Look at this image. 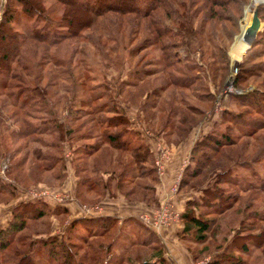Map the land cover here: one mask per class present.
<instances>
[{
    "label": "trees",
    "instance_id": "obj_1",
    "mask_svg": "<svg viewBox=\"0 0 264 264\" xmlns=\"http://www.w3.org/2000/svg\"><path fill=\"white\" fill-rule=\"evenodd\" d=\"M53 1L57 5L49 7L44 6L42 0H5L1 7L0 88L6 87L7 80H16L23 85L28 82L30 85V89H25L26 94L22 91L12 94L8 92L7 96H14V110L4 116L5 129L9 130L11 139L26 142L23 149L31 142L39 144L32 150L28 148L18 164L23 163L28 154L45 162L43 168L47 171L62 162V156L55 158L41 154L40 150L41 147L59 149L54 142L39 138L40 135H51V130H56L59 134L57 142L64 140L67 144H74L68 145V148L72 155L71 162L76 163L73 165V197L76 202H82L81 196L85 191H91L99 198L110 192V197L120 194L127 201L156 207L158 200L155 185L159 178L152 163V151L147 143L130 144L125 138L131 132L137 134V130L131 128L125 107L118 101H112L106 108L107 102L105 104L101 99L103 96L109 99V90L105 84L102 86L94 80L90 70L82 80L75 76L71 86L65 87L68 94L60 95L66 106L76 104L72 110L62 114L61 122L52 117L42 119L37 126L29 120L32 107L26 105L34 99L43 102L49 96L56 95V90L51 89L55 82L46 64L63 68L65 61L69 62L79 52L78 47L67 43L68 40L80 39L84 29L90 28L98 35L114 27L111 30L115 35L110 41L119 40L126 46L134 42L136 35H141V41L128 51V55H136L147 49L142 57H152L155 53L157 56L149 61L160 65L164 72L156 86L142 93L139 92L141 86L138 83L148 76L144 70L134 81L124 80L115 91V96L119 98L122 94L128 100L127 104H130L132 95L137 98L143 94L136 106L135 118L155 138L164 137L167 143L176 145L196 126L204 112L191 99L179 97L181 93L178 92L188 89L198 102L204 103V95L210 103L212 96L206 89L208 86L205 79H211L216 86L215 77L218 73L214 72L218 69L223 72L225 68L222 65L225 62L217 60V68H211L216 62L212 59L215 47L210 42L207 30L212 26L214 18L225 21L227 25L232 24L235 30L238 6L228 7L233 0ZM227 7L232 13L229 14L227 10L224 15ZM255 9L257 17L264 20V4H257ZM17 12L29 22L27 33L11 29V21ZM55 12H58L57 19L54 18ZM263 39L264 29L256 32L247 53L258 52L253 49ZM26 41L34 42L33 47L27 48L34 55L39 54L40 60L35 64L36 67L27 64L24 59L22 62L16 61L17 69L25 77L23 80L17 76L15 67L10 70L4 62L9 58V52L16 50L15 43L19 46ZM62 41L66 42L63 53L66 60L47 58L45 48L39 49L40 45L50 47ZM260 51V54H264V49ZM142 57L138 58L137 63ZM37 66L41 68L39 71L34 70ZM135 73H130L134 75L132 78L137 75ZM261 75H264V62L250 67L244 66L243 61L239 62L232 85L242 88L249 79ZM99 87L104 89L103 93L95 90ZM130 87L137 88L138 93L130 94L127 90ZM165 91L169 93L160 100V104L158 102L159 107L154 108V101ZM21 93H24L21 104L16 106ZM149 98L154 100L148 102ZM232 98L235 99V110H221L212 128L198 134L192 143L189 161L181 173L178 185V191L194 195L184 201L179 212L180 229L176 236L184 241L192 261L209 253L211 258L206 264H251L246 257L253 249H262L264 256V203H258V199H262L259 195L264 199V138L259 133L264 130V80L249 91L232 95ZM155 114L157 121L153 119ZM66 118L69 122H66ZM75 119L81 120L71 126L70 122ZM154 122L160 124H157L156 129L151 127ZM83 127L85 130L81 131ZM22 147L12 150L10 157L13 159ZM102 147L105 149L102 150ZM102 152L107 155L103 156V163L97 162L98 154ZM257 165L261 173L256 170ZM64 174L60 168L59 172L53 174V178L59 183ZM9 188L0 179V192L6 190L10 193ZM240 193H245L244 199ZM67 213L65 206L54 205L49 208L45 201H20L15 204L11 208V218L7 225L0 228V264H40L39 259L44 264H170L163 255L159 238L137 214L123 218L116 214L78 216L69 221L60 235L37 236V240L31 239L28 242L24 251L18 247L23 242L22 235L17 234L25 230L23 220L35 221L47 214L59 216ZM119 220L131 224L135 233L123 250L112 257L111 236L119 229ZM81 227L88 237L78 231ZM13 244L16 246H11ZM190 244L199 245L198 250H193ZM35 245L38 247L36 250L41 249L43 254L42 258L34 260Z\"/></svg>",
    "mask_w": 264,
    "mask_h": 264
},
{
    "label": "rangeland",
    "instance_id": "obj_2",
    "mask_svg": "<svg viewBox=\"0 0 264 264\" xmlns=\"http://www.w3.org/2000/svg\"><path fill=\"white\" fill-rule=\"evenodd\" d=\"M5 0H2V5ZM42 3L44 6H53L57 5L53 0H42ZM235 4V5H234ZM257 4H264V0L261 2H257L255 0H233V3L228 4V7L231 8L233 6H238L239 14L237 18L235 19V30L232 27V24L227 25L225 21H219L214 18L212 20V26L208 28V34L210 36V42L215 47L214 50V61H216L213 65H211L212 69L217 68V60L224 61V68L225 70L222 72L219 69L214 72L218 73L215 77V85L212 84L211 79L208 80V78L205 79V83L208 86L206 89L211 94L212 100L208 104V102L205 100L207 99L206 96L202 95L203 102H198L193 96H195L193 93L191 96L190 91L188 89L182 90L180 96H185L188 99H191V101L194 104H197L200 109H203V115L200 116L196 126L186 134V136L181 140V144L179 146H175V148H172L170 146V143H167L164 139V137H157L155 138L153 135H151L150 131H147V129H143L141 123L135 118L136 109L138 106V102L142 100V95L131 96L130 98V104H127L128 100H125L120 94L119 98L115 96V91L119 89L122 82L124 80H130L134 81L136 78L141 76L142 71H147L148 76L144 77V79L140 80V83H138L139 86V92H144L152 89L154 85L159 83V80L162 79L164 72L161 70V66L158 65L155 62L149 61V59H153V57L157 56L155 53L152 57L149 55H146L144 57L143 53L147 51V49L144 51H141V53H137L136 55L130 54L128 55V51L135 48V45L141 41V35H136L134 42L132 44H126V46L122 45V41H110L113 39L115 33L112 31L111 28L108 32H102V34L94 33L91 31V29H84L81 31L82 36L80 39L76 40H68L67 43H70L72 46L78 47L79 52L76 53L74 56H72L71 60L69 62H66V65L62 67H53V65L47 63L46 67L49 70V75L52 78V80L55 82L53 87L51 89L56 90V95H51L47 99H44L43 102L39 99H34L32 101H29V103L26 105V107H32L30 112L29 120L36 124L37 126L41 124V120L44 119H50L52 117H55L57 121H62V114L67 110H72V108L76 105L66 106L64 103V98H61L60 95H67L68 93L65 91L66 86H71L72 79H75V76L79 77L80 80H82L86 74L88 73V70L93 74V78L95 81L100 82L99 84L102 86H105L109 90V99L108 97L103 96L101 101H104L106 108L107 106L111 105L112 101L117 102L119 104H122L125 107L126 114L129 117V120L131 121V128L137 130L139 134H133L132 132L125 135V138H127L130 142V144H136V143H143L150 141L151 143H154L155 150L152 153V163L153 158L156 154V146L161 145L164 148L169 151L168 158L173 157L172 151L175 149H180L181 156L183 154H186L187 148L190 146L192 141L196 139L198 134L201 132H205L212 128L214 122L217 120L219 112L223 109L225 110H235V99L232 98V95L244 93L246 91H249L250 89L254 88V85H259L264 80V75H261L257 78H251L250 81L242 88H237L232 85L233 76L235 73H233V61L231 57V52L233 47L235 46L238 37L242 34L243 28H249L251 26V11L253 8L256 7ZM1 5V7H2ZM227 7L226 11H224V15L226 14L227 10L228 13H232L231 10ZM1 12V9H0ZM54 18L57 19L58 12L54 13ZM220 14V15H223ZM11 21L12 28L16 29L17 31H21L23 33L28 32V26L29 22H27L22 14L20 12H17ZM259 19V18H258ZM167 20H165V23ZM260 25L259 30L264 29V20L259 19ZM258 30V31H259ZM108 36L111 38H108ZM237 38V39H236ZM10 43L8 40L6 41ZM65 41H62L60 44H56L53 46H45L40 45L39 49L45 48L44 52L47 55V58H52L53 60H66L67 57L63 56L64 48H65ZM34 42L32 41H26L23 42L18 46V44L15 43L14 48H16L15 51L9 52V58L5 60V64L9 66V69L15 67L17 76L19 78H22L25 80V77L23 73L17 69L16 67V61L22 62V59L24 61H27V64L34 65L39 62V54L34 55V52L29 51V47H33ZM28 47V48H27ZM249 46H247L245 49L241 51V53L236 57L237 61V67L239 62L243 61V65L246 67H250L255 64H261L264 62V54H260V50L264 49V39L260 44L257 45L256 49L258 52L251 51V53L248 52ZM149 50V49H148ZM18 53V54H17ZM158 54V53H157ZM142 57L141 60H139V63H137L138 58ZM251 58V59H250ZM216 59V60H215ZM211 61V58L208 59ZM251 60V61H250ZM220 68H223V67ZM36 67V66H35ZM210 68V69H211ZM41 68L37 66V68H34L35 71H39ZM134 71L137 73L135 75V78L133 74ZM1 72V71H0ZM135 73V74H136ZM1 74V73H0ZM41 74V73H40ZM2 75V74H1ZM214 75V74H213ZM5 76V75H4ZM104 78V79H103ZM231 80V81H230ZM230 81V84L226 85L225 82ZM7 85L4 89L0 88V179L1 182H4L7 186H9L10 193H7L6 190H3L0 192V228H4L9 219L11 218V208L17 204L18 202H33L36 200L39 201H45L47 206L51 208L54 205H60L65 206L68 210V213L66 215H51L47 214L46 216L38 219V220H23L25 230L21 231L18 236L22 235L23 242L18 244V247L21 248L23 251L27 248L28 242L32 240H37V236L43 237L46 235H60L63 230H65L66 225L69 223L70 220H72L75 217L78 216H95L98 214H106V213H113L116 214L118 217L123 218L124 215H121V213L125 211L134 210L137 212V215L143 213V212H151L154 209L158 207V204L160 200L162 199V196L166 193L169 187H171L172 183L174 182V179L176 177V174L178 171H180V178L181 173L184 169V167L188 164V158L184 159L178 167L171 168L170 176L167 177L165 180L163 179V172H164V163L162 167V173L160 178L162 180V184L157 186L158 189V195L161 196L160 200L158 201V204L156 207H146L144 204H138L135 203L136 201H127L125 198H123L120 194H117L115 197H110L109 193H105L101 198L97 196V194L93 192H87L85 191L82 193V202H76L73 197V187H74V175H73V165L76 164L74 162H71V153L69 152L68 142L62 140L61 142H57L58 140V132L56 130H51V135L45 134L40 135L39 138L43 141L47 142H54L55 145L59 146V149H47V147H41V154H46L50 156H62V162L57 163L56 166L53 167L52 170H45L43 166L45 165V162H40L37 159H34L32 154H28L26 159L23 161V163L18 164V160H22V158L25 155V152L29 150L34 149L33 147L39 146L38 143L31 142L27 144V148L23 149V145L26 144L25 141H17L16 139H11L9 135V130L5 129V121L4 116L11 112L13 109V97L7 96L9 93L14 92H24L25 89H30V85L28 82H26L25 85L21 83H17L16 80H7L5 82ZM105 84V85H104ZM42 84H40L41 87ZM13 86V87H11ZM17 86V87H15ZM53 89V90H54ZM137 88L130 87L127 90L130 91V94H136ZM95 90L103 93L104 89L99 87ZM178 90V89H177ZM135 91V93H134ZM96 92V91H95ZM133 92V93H131ZM21 93V96L18 100V103H15L16 106H19L21 104V100L23 98V94ZM138 93V92H137ZM167 91L163 92L159 97L158 101H154L156 104L154 108L159 107V104L161 103L163 98L167 96ZM29 95V94H28ZM112 98V99H111ZM109 100V101H108ZM148 102H152L154 99L149 98ZM76 101V99H75ZM190 101V102H191ZM159 102V104H158ZM68 103V99L66 101ZM35 108V109H34ZM153 108V109H154ZM46 111H45V110ZM105 111V108L104 110ZM47 112H49L47 114ZM149 114L146 113V115ZM139 116V115H138ZM140 118V116H139ZM154 120L157 121V115L153 117ZM81 119L78 120H72L70 122V125H76L80 122ZM66 122H69L68 118H66ZM160 122V121H159ZM159 122H154L151 127L152 129L158 128L160 125ZM158 124V126H157ZM17 126V125H16ZM85 130L84 127L81 128V131ZM263 135L264 138V130L259 132ZM161 134V133H160ZM29 137L31 135H28ZM28 138V137H27ZM27 138L25 140H27ZM73 138V136H72ZM173 138V137H171ZM175 139V136L174 138ZM156 144V145H155ZM74 144L70 145L73 146ZM151 145V144H150ZM22 147L19 153L14 155L13 159L10 157V154L12 150H14L16 147ZM105 148L102 147V150ZM107 150V149H106ZM105 150V151H106ZM108 152V151H107ZM171 152V153H170ZM100 153V152H99ZM106 152H102V154H98V158L96 159L97 162L101 161L103 163L104 158L103 156H106ZM94 160V162H96ZM17 164V165H16ZM62 165V166H61ZM106 165V164H104ZM11 166V167H10ZM61 166V167H60ZM154 166V164H153ZM155 167V166H154ZM62 168L65 172L64 177L60 182H56L53 178V174H56V172H59V169ZM118 170V169H116ZM256 170L261 173L260 167L257 165ZM157 173V172H156ZM179 178V181H180ZM252 178V177H251ZM249 180V179H248ZM252 180V179H251ZM260 180V178H259ZM158 181V183H160ZM156 183V185L158 184ZM155 185V186H156ZM179 185V183H178ZM96 188H99L96 186ZM45 191V193H43ZM184 191H178L177 186V192L173 197V204L175 209L180 212L182 205L179 207L178 200L182 199L184 201L183 194ZM54 194L62 196L60 200L54 199L52 196ZM181 194V195H180ZM190 194V193H189ZM241 198L244 199L245 193H240ZM192 197V195H191ZM259 197H262V195H259ZM258 199V203H264V199ZM145 206V207H144ZM143 207V209L141 208ZM128 209V210H127ZM120 218V219H121ZM231 218V217H230ZM121 221V220H119ZM118 223V222H117ZM120 224L119 229L115 230V233L111 236L113 238V249L111 251L112 257L116 256L119 252L123 250V247L126 245L128 240H130L132 237H134V227L131 224H128L125 222H119ZM163 228H171L172 232H178L180 229V223L179 218L178 221L172 224H169L167 226H164ZM78 231L81 232V234H84L85 237H88L89 235L85 234V230L81 228L78 229ZM153 231V230H152ZM154 232V231H153ZM171 232V233H172ZM157 233V232H154ZM78 234V233H77ZM116 236V237H115ZM90 240V239H89ZM97 239H91V241H94ZM90 242V241H89ZM177 242L180 244V246L185 247V243L183 240H179L177 238ZM11 246H16L15 244ZM179 246V245H178ZM192 246L193 250L197 251L199 248V245L190 244ZM38 247L35 245L33 247V250H36ZM84 248V247H83ZM262 249H253L251 250V253L248 255L247 260L251 264H264V256L261 251ZM44 252V250H42ZM86 251H88L86 249ZM185 251V250H184ZM37 252V254H35ZM34 251L33 258H40L41 257V249ZM81 254V252H78ZM139 253V251H138ZM132 256V255H131ZM42 258V257H41ZM211 258V255L209 253L203 254L199 256L195 261H192L193 264H206V262ZM173 263V260H170ZM40 264H44V261L39 259ZM170 263V262H169ZM186 264V263H184Z\"/></svg>",
    "mask_w": 264,
    "mask_h": 264
},
{
    "label": "crops",
    "instance_id": "obj_3",
    "mask_svg": "<svg viewBox=\"0 0 264 264\" xmlns=\"http://www.w3.org/2000/svg\"><path fill=\"white\" fill-rule=\"evenodd\" d=\"M2 0H0V9H1V5H2ZM135 130V129H133ZM139 134V132L137 133ZM195 140V139H194ZM194 140L192 141V143L194 142ZM143 143H147L150 147V150L152 151V153L154 152L155 150V146H154V143H151L150 141L148 142H143ZM182 142H179L178 144L176 145H173V144H170V146H172V148H175V146H179V144H181ZM192 143L190 144V146L187 148V151H186V154H183V156L180 158V156L182 155L181 154V151L180 149H174L172 152V156L171 158H168L166 160V162L164 163L165 167H164V172H163V179L165 180L167 177L170 176V173H171V168L173 167H178V165L184 161V159L188 158L189 156V150H190V147L192 145ZM151 144V145H150ZM156 145V144H155ZM169 153V151H168ZM171 153V152H170ZM181 154V155H180ZM75 179V177H74ZM160 183H158L156 186H155V189H156V197H157V200L159 201L160 200V197L158 195V189H157V186L162 184V180L160 178ZM73 191V190H72ZM190 193V194H189ZM184 197V201L188 198L191 197V195L193 196L194 193H191V192H185ZM181 195V194H180ZM184 201H182V199H179L178 200V205L179 207L182 205L183 207V204H184ZM135 203H138V204H143L141 202H135ZM145 207V206H144ZM182 207H181V210H182ZM143 209V207H141ZM128 210V209H127ZM134 212H137L134 210H130V211H125L123 213H121V215H129V214H136ZM106 214H113V213H106ZM171 231V228H163L161 230H159L157 233H155V235L159 238V241L161 242L162 244V251H163V255L164 257L168 260V262H170V264H193L192 260H191V257L189 256L187 250L185 247L183 246H180V244L177 242V236H176V232H172ZM179 245V246H178ZM185 250V251H184ZM170 260H173V263L170 261Z\"/></svg>",
    "mask_w": 264,
    "mask_h": 264
},
{
    "label": "built area",
    "instance_id": "obj_4",
    "mask_svg": "<svg viewBox=\"0 0 264 264\" xmlns=\"http://www.w3.org/2000/svg\"><path fill=\"white\" fill-rule=\"evenodd\" d=\"M156 154L153 158V164L157 175L160 177L162 173V167L164 161L168 157V151L161 145L156 146ZM180 171L176 174L174 182L171 187L168 188L162 199L160 200L158 207L151 212H143L138 215V218L147 226H149L154 232H158L160 228L178 221L179 212L175 209L173 204V197L177 192V186L179 183ZM45 193V191L43 192ZM56 200H60L62 196L54 194L52 196Z\"/></svg>",
    "mask_w": 264,
    "mask_h": 264
},
{
    "label": "bare ground",
    "instance_id": "obj_5",
    "mask_svg": "<svg viewBox=\"0 0 264 264\" xmlns=\"http://www.w3.org/2000/svg\"><path fill=\"white\" fill-rule=\"evenodd\" d=\"M255 1L261 2L262 0H255ZM252 32L253 31L251 30V26L249 28L245 27L243 28L242 34L240 35V37H238V39L236 38L237 42L231 52L233 64L236 62V57H238L241 51L248 46L252 38Z\"/></svg>",
    "mask_w": 264,
    "mask_h": 264
},
{
    "label": "water",
    "instance_id": "obj_6",
    "mask_svg": "<svg viewBox=\"0 0 264 264\" xmlns=\"http://www.w3.org/2000/svg\"><path fill=\"white\" fill-rule=\"evenodd\" d=\"M259 25H260V22H259V19H258V17H257V14H256V9L253 8L252 11H251V30H252L253 32H252V38H251V40H250L248 46L250 45L251 41L253 40V38H254L256 32L259 30ZM232 70H233V73L236 72V70H237V61L233 64V68H232ZM230 81H231V80H230ZM230 81L225 82V84H226V85H227V84L229 85V84H230Z\"/></svg>",
    "mask_w": 264,
    "mask_h": 264
}]
</instances>
